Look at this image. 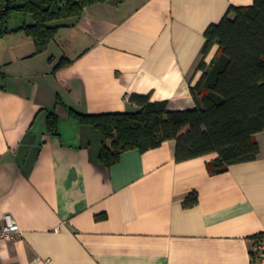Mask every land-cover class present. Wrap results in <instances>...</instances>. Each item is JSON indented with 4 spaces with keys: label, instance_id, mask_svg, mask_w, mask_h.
<instances>
[{
    "label": "crops",
    "instance_id": "crops-1",
    "mask_svg": "<svg viewBox=\"0 0 264 264\" xmlns=\"http://www.w3.org/2000/svg\"><path fill=\"white\" fill-rule=\"evenodd\" d=\"M251 4L109 0L53 23L61 27L40 54L18 31L32 17L10 14L0 34V219L9 215L20 235L0 243V264H259L264 133L255 160L220 174L206 167L215 155L176 162L173 140L105 167L100 134L71 115L134 112L129 95L193 109L206 29Z\"/></svg>",
    "mask_w": 264,
    "mask_h": 264
},
{
    "label": "trees",
    "instance_id": "trees-1",
    "mask_svg": "<svg viewBox=\"0 0 264 264\" xmlns=\"http://www.w3.org/2000/svg\"><path fill=\"white\" fill-rule=\"evenodd\" d=\"M107 1L0 0V34L9 33L10 14L30 15L32 24L18 31L32 40L35 53L40 54L61 27L53 23L78 19L85 8ZM204 40L195 70L200 76L189 87L193 109L170 110L167 101L129 95L127 101L138 108L134 112L71 113L80 124L100 134V164L110 167L128 150L143 153L169 140L175 142L176 162L215 155L206 164L210 174L224 173L232 165L256 159L260 149L254 136L264 133V0H252L245 7H230L218 24L206 29ZM214 46L217 49L206 63ZM68 63L62 60L54 70ZM57 122L55 113H49L47 130L55 133ZM196 202V193H191L184 206L191 207Z\"/></svg>",
    "mask_w": 264,
    "mask_h": 264
},
{
    "label": "built area",
    "instance_id": "built-area-1",
    "mask_svg": "<svg viewBox=\"0 0 264 264\" xmlns=\"http://www.w3.org/2000/svg\"><path fill=\"white\" fill-rule=\"evenodd\" d=\"M19 235L16 222L9 215H3L0 219V243L11 241ZM252 253L259 264H264V233L255 239Z\"/></svg>",
    "mask_w": 264,
    "mask_h": 264
},
{
    "label": "rangeland",
    "instance_id": "rangeland-1",
    "mask_svg": "<svg viewBox=\"0 0 264 264\" xmlns=\"http://www.w3.org/2000/svg\"><path fill=\"white\" fill-rule=\"evenodd\" d=\"M264 136V135H263Z\"/></svg>",
    "mask_w": 264,
    "mask_h": 264
}]
</instances>
